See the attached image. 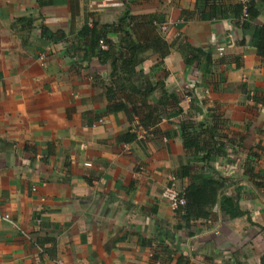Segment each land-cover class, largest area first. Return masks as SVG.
Wrapping results in <instances>:
<instances>
[{
    "label": "crops",
    "instance_id": "obj_1",
    "mask_svg": "<svg viewBox=\"0 0 264 264\" xmlns=\"http://www.w3.org/2000/svg\"><path fill=\"white\" fill-rule=\"evenodd\" d=\"M214 1L230 15L202 17L204 0H0V264H177L179 255L188 264H261L264 105L248 92L264 90V56L255 52L264 0H252L258 15L247 25L232 14L239 0ZM127 8L159 14L169 42L182 37L215 58L240 57L237 66L206 67L187 65L177 45L162 59L148 49L132 77L138 88L154 87L167 71L165 89L195 127L220 114L224 145L209 163L184 148L180 115L144 129L130 105L108 110L125 90L110 76L111 60L86 55L76 35L85 24H116ZM183 10L196 14L183 21ZM42 25L66 40L48 41ZM127 130L135 140H119ZM183 166L189 173L179 177ZM172 175L178 189L197 177L223 180L205 207L210 219L179 221L162 196ZM222 194L245 214L230 218Z\"/></svg>",
    "mask_w": 264,
    "mask_h": 264
},
{
    "label": "trees",
    "instance_id": "obj_2",
    "mask_svg": "<svg viewBox=\"0 0 264 264\" xmlns=\"http://www.w3.org/2000/svg\"><path fill=\"white\" fill-rule=\"evenodd\" d=\"M206 1L208 2L206 3ZM213 1L204 0V9L202 10L199 5L196 12L207 11V14L201 12V16L208 19L230 15ZM196 12L183 10L181 13L183 21L192 19ZM232 14L236 18L246 19L243 24L247 25L250 20L257 17L258 11L252 6L251 0L247 17H243L242 5L239 2L234 6ZM163 22L164 20L159 14L133 16L127 8L116 24L93 23L91 26L85 24L76 36L81 42L80 47L84 48L86 55L97 57L102 63L111 60L112 71L110 76L114 79V83L119 85L120 89L125 90L120 99H115L112 90L107 91L109 99H115L108 105V110L111 112L128 110L130 105L131 114L144 129L156 126L162 119L180 115L178 131L183 140L184 148L191 152L194 160L209 163L215 153L222 151L224 145L221 138H216V132L220 127L221 130L223 129V124L220 123L222 126L219 125L220 114L214 113L211 115L213 122L211 126L203 123V126L195 127L190 115L180 107L179 96L175 92H168L165 89L163 77L168 75L167 71H163L162 79L154 87L138 88L132 81V77L137 73V69L143 61L141 54L148 49L155 51L162 59L170 53L174 45H177L187 65L197 61L206 67H210L214 63L237 66L240 57L222 54L215 58L212 50L192 46L182 37L179 38L178 42L176 40L169 42L161 35L158 28ZM109 33L118 35L120 38L118 44H114L107 38ZM41 36L48 41L66 40L63 31H52L45 25L41 26ZM83 42L85 44L82 46ZM255 52L259 56H264V24L259 26L255 32ZM161 63L162 61L159 60L156 66L161 65ZM121 80L125 83L118 84ZM158 89L160 93L155 95ZM248 97L255 105H264V90H254L251 94L248 92ZM136 137V133L130 130L119 134V140L124 142L133 141ZM245 171L248 173L249 168H246ZM188 173L189 167L183 166L180 168L178 176L184 177ZM221 187H224L223 180L221 182L210 176H202L194 179L183 189H179L182 192L181 197L184 199V204L179 205L174 212L179 221L186 226H190L192 221L210 219L211 213L205 207L213 203L215 193ZM220 201L222 210L230 218L245 214L230 196L222 194ZM177 228H180V226L177 225ZM177 264H188V259L183 255H179ZM261 264H264V256L261 257Z\"/></svg>",
    "mask_w": 264,
    "mask_h": 264
},
{
    "label": "built area",
    "instance_id": "obj_3",
    "mask_svg": "<svg viewBox=\"0 0 264 264\" xmlns=\"http://www.w3.org/2000/svg\"><path fill=\"white\" fill-rule=\"evenodd\" d=\"M240 4L242 5L243 9V17H247V10L249 8V4L251 3V0H239ZM162 29H165L164 23L159 25ZM220 48V52H221ZM182 192L176 187V178L175 176L170 177L169 183L164 187L162 191V196L165 200L168 201L171 209L173 212L178 208L179 205L184 204V199L181 197ZM52 264H67L64 261L57 259L52 262Z\"/></svg>",
    "mask_w": 264,
    "mask_h": 264
}]
</instances>
